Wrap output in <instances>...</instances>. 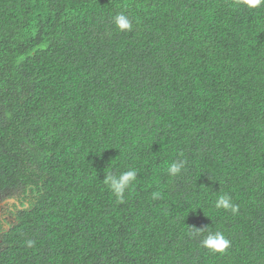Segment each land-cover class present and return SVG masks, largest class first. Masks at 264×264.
<instances>
[{
	"label": "trees",
	"instance_id": "16d2710c",
	"mask_svg": "<svg viewBox=\"0 0 264 264\" xmlns=\"http://www.w3.org/2000/svg\"><path fill=\"white\" fill-rule=\"evenodd\" d=\"M4 199L0 264H264V5L0 0Z\"/></svg>",
	"mask_w": 264,
	"mask_h": 264
},
{
	"label": "clouds",
	"instance_id": "9594fccd",
	"mask_svg": "<svg viewBox=\"0 0 264 264\" xmlns=\"http://www.w3.org/2000/svg\"><path fill=\"white\" fill-rule=\"evenodd\" d=\"M242 3L248 8H256L264 5V0H242ZM113 22L120 31H131L132 22L124 13H119L114 16ZM183 168V161L173 162L168 168V172L175 176L181 172ZM137 178V172L135 170H128L120 173L119 175L109 172L104 177L105 184L109 187L111 192L115 195L118 201L124 200V194L126 189H130L134 181ZM160 194L158 192L153 193V198H157ZM8 201V199H6ZM10 202V201H9ZM215 207L217 209H223L225 211H230L232 214H236L238 211V205L232 202V199L227 195H221L215 201ZM8 228V227H6ZM194 236H200V244L203 247L208 248L214 252H224L229 246L230 241L225 238L221 231H211L209 230L207 235H204L201 230L193 233ZM35 243L34 240L28 239L26 241L27 247H32Z\"/></svg>",
	"mask_w": 264,
	"mask_h": 264
},
{
	"label": "flooded vegetation",
	"instance_id": "af4514ba",
	"mask_svg": "<svg viewBox=\"0 0 264 264\" xmlns=\"http://www.w3.org/2000/svg\"><path fill=\"white\" fill-rule=\"evenodd\" d=\"M7 200L6 199H4V200H2L1 202H0V212H1V205L4 203V202H6ZM9 202V201H8ZM15 211H13V209H12V207H11V204L9 203V205H8V211H6V212H4L2 215H3V217H7L8 219H13V217H14V213Z\"/></svg>",
	"mask_w": 264,
	"mask_h": 264
},
{
	"label": "water",
	"instance_id": "95a60500",
	"mask_svg": "<svg viewBox=\"0 0 264 264\" xmlns=\"http://www.w3.org/2000/svg\"><path fill=\"white\" fill-rule=\"evenodd\" d=\"M13 199H8V201H12Z\"/></svg>",
	"mask_w": 264,
	"mask_h": 264
},
{
	"label": "rangeland",
	"instance_id": "374dc122",
	"mask_svg": "<svg viewBox=\"0 0 264 264\" xmlns=\"http://www.w3.org/2000/svg\"><path fill=\"white\" fill-rule=\"evenodd\" d=\"M5 226L7 227V225H6V224L4 225V227H5Z\"/></svg>",
	"mask_w": 264,
	"mask_h": 264
}]
</instances>
